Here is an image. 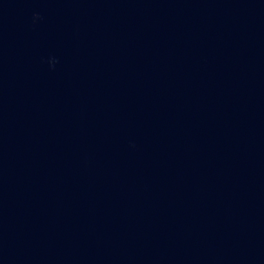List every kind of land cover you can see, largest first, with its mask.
<instances>
[{
  "label": "clouds",
  "instance_id": "9594fccd",
  "mask_svg": "<svg viewBox=\"0 0 264 264\" xmlns=\"http://www.w3.org/2000/svg\"><path fill=\"white\" fill-rule=\"evenodd\" d=\"M37 17H38V14H37Z\"/></svg>",
  "mask_w": 264,
  "mask_h": 264
}]
</instances>
